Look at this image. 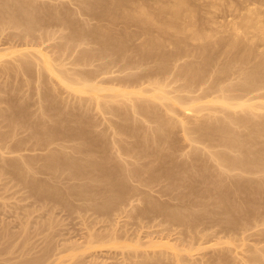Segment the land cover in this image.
Segmentation results:
<instances>
[{
    "label": "rangeland",
    "instance_id": "rangeland-1",
    "mask_svg": "<svg viewBox=\"0 0 264 264\" xmlns=\"http://www.w3.org/2000/svg\"><path fill=\"white\" fill-rule=\"evenodd\" d=\"M117 1L0 0V11L2 10V14L0 12V134L8 133L11 129V133L9 132L11 137L9 133L8 137L6 133L0 135V138L6 137L0 140V145L1 142L5 144L7 140L8 145L12 143L10 148L15 149L10 151L11 149L3 145L1 146L4 149L0 148V264H257L262 262L261 254L263 255L264 250L259 247L264 249V187L260 181L264 179V171L259 175L257 170L264 167V162L251 164L246 171L228 169L230 160L237 157L238 153L226 148L221 142L218 130L220 122L217 119L225 117L228 112L247 119L244 123L245 127L233 126L232 129L233 132L243 133L242 141L253 144L251 145L255 153L250 154L248 160L254 161L260 155L264 158V130L259 134L254 132L260 124L264 125V111L241 112L238 109L229 111L218 104H211L210 100L221 92L227 97H231V94L233 97L239 95L242 89L239 83L242 73L254 66L253 63H258L259 58L256 59L255 55L264 50V43L261 42V35L264 36L262 34L264 4H261L264 1L256 0L254 3L252 0H218L217 7L213 5L216 0H209L214 1L209 3V6L214 7L212 8L208 6V0L207 3L204 0H195V2L189 0L195 5L190 4L187 8L193 13L195 10L198 14L195 13L192 18L198 16L200 24L202 23L204 27L198 24V18L196 19L198 23L195 24L196 20L192 19L193 23H191L198 24L197 26L203 27V30L206 29L203 31L205 35L200 31L202 29H197L199 34L202 32L203 38L208 37L212 32V35H215L212 37L214 39L204 38L206 43L201 39H197L198 43L195 40L191 41L195 39L192 36L197 34L194 28L199 27L187 25L186 22L184 26V21H179L180 24L177 22L178 26L184 27L185 32H178L181 33L179 35L177 33L182 40L175 35V30H173L174 34L172 28H164L162 23L170 19V14L165 10L172 0L168 2L147 0L150 5L138 6L133 3L135 5L128 4L124 7L115 5ZM246 1L252 4H246ZM258 1L261 2L260 5L257 4ZM155 2L158 5H155ZM166 2L170 3L166 5ZM139 7H143L151 17L153 16L154 23H148L151 27L142 25L147 23L131 20L132 13L133 16L136 15ZM135 8L136 11L133 10ZM207 9L211 13L207 11L209 14L205 13L204 10ZM247 11L253 15L249 17ZM24 16L31 17L33 30L25 27L28 18L25 20ZM10 18H13L12 21ZM15 19L16 22H13ZM256 20L258 23L255 22ZM262 25L263 30H261ZM234 26L237 31L234 28L231 30ZM161 28L164 29L160 30ZM191 29L196 33L191 32ZM160 31H164V34ZM233 32H236L235 35ZM189 34H192V38ZM233 35H239V38L236 36L235 41L239 40L240 43L237 44L232 40ZM183 37H186L185 40ZM153 40L161 42L160 45H155ZM146 41L150 42L149 47ZM229 41L230 43L232 41V45ZM180 43L183 44L178 47ZM207 43L216 47L212 48L210 45L208 47ZM247 45L251 47L249 50L258 51L253 53L255 57L247 54ZM144 47H148V50L144 51ZM22 50L26 51L22 52ZM215 51L222 56L218 55V52L215 55ZM24 52L31 55L28 54V57L24 58V55L27 56ZM32 53L37 54L38 57L41 54L42 62ZM261 53H259L260 58ZM205 58H208L207 63H204ZM234 58L238 60L235 59L233 62ZM43 61H47V66ZM239 61H242V64ZM244 61L248 64L247 67ZM103 63H106L105 66ZM41 64H44L46 69L48 67V71ZM108 67L109 70L106 69ZM196 68L201 69V72H198V80L192 79L190 74L192 69ZM207 73L211 75L208 78ZM201 74L204 78H201ZM58 76L60 78L66 76L67 82L76 83L77 85L72 88L75 91H71V88L62 83ZM70 76L73 79L68 81ZM140 77L143 83L142 80L139 82ZM201 79H205V83ZM154 80L165 84L164 86L162 84L163 91L170 100L165 101L166 103L149 101L155 112L150 113V116H143L135 107L131 108V105L136 106L137 102L142 100L139 90L142 89L144 93L150 91L149 87L152 88ZM86 81L92 82L88 83L89 85L95 83L97 90L86 88ZM122 82L126 83L123 85ZM81 83L86 85L82 90L84 92L80 94L77 88L84 86ZM121 90L126 91L124 92L126 99L122 93L121 96L118 95ZM201 91L202 94L199 93ZM260 92L263 93L264 90L259 93L254 92L252 95ZM204 95H207L206 98ZM173 98L179 99L183 104ZM131 101L135 103L129 105ZM263 101L264 99L258 97L249 100L248 103L256 105ZM185 108L189 113L184 112ZM11 117L15 123L9 120L7 124ZM174 121L177 123V125L175 123L176 127L171 125ZM160 124H164L168 130L164 131V135L162 131H157ZM50 134L56 135L57 137H54L57 139ZM161 135L163 138L160 137ZM61 136H64V139ZM16 142L19 144L21 142L22 146ZM14 144L18 149L13 147ZM79 144L83 147L81 148ZM63 154L70 157L72 164L69 162V165H64L65 167L58 166ZM219 155H223L225 159L222 163L216 159ZM55 158H58V161ZM54 161L57 163V168L61 167L63 172L60 169H58L60 172L55 170L57 168L48 170L46 165ZM89 166L91 169L88 168ZM25 167H29L28 170ZM97 171L103 177H100ZM106 173L110 176L107 177ZM32 186L36 188L32 189ZM255 189L257 190L254 191ZM54 191L55 194L52 195ZM43 194L48 197L44 198ZM89 195L91 196L88 197ZM219 197L225 202H221ZM111 199L114 202H110ZM224 209L234 212L236 223L228 222L229 215L223 213ZM179 218L183 220H177L179 223H176V219ZM262 257L264 259V256ZM262 263L264 264V261Z\"/></svg>",
    "mask_w": 264,
    "mask_h": 264
},
{
    "label": "bare ground",
    "instance_id": "bare-ground-1",
    "mask_svg": "<svg viewBox=\"0 0 264 264\" xmlns=\"http://www.w3.org/2000/svg\"><path fill=\"white\" fill-rule=\"evenodd\" d=\"M26 1H28V0H26ZM117 1V0H116ZM154 1V0H153ZM156 1V0H155ZM162 1V0H161ZM160 1V2H161ZM193 1V0H192ZM205 1V3H207L206 2V0H204ZM204 1H203V3H204ZM211 1V0H210ZM209 0H208V6H209V3H213V2H210ZM218 0H216V2H215V4H213L214 6L216 5V3H217V5H219V1L217 2ZM221 1V0H220ZM244 1V0H243ZM248 1H251V0H248ZM254 1V3H256V0H252V2ZM264 0H262L261 2H263ZM83 2V1H82ZM85 2V1H84ZM113 2V1H112ZM164 2V1H163ZM162 2V3H163ZM167 2H168V0H167ZM167 2H166V5H168L167 4ZM193 2H195V0L193 1ZM192 2V4H191V2L189 1V0H172L171 1V3L169 4L170 6L168 7V9L167 10H165V11H167L169 14H170V19L169 20H166V22L164 21V23H162V25H164V28H172V31L173 30H175L176 31V34H175V32H174V34L177 36V37H179L178 35L179 34H181V33H178V32H185L183 29H184V27H180V26H178V24H177V22L180 24V22L179 21H181V22H183V23H187V25L188 24H191V25H195L196 23H198L200 26H203L204 27V25L201 23L200 24V22L201 21H199V18H198V14L196 13V11L194 10V12L197 14L196 16H197V18H198V22H197V18H192V17H194V16H192V15H194L195 13H193V11L192 10H190V8H187V6L189 5V7H190V4L191 5H195V3H193ZM242 2V1H241ZM241 2H239L240 4H241ZM261 2H257V4H259V3H261ZM21 3H22V1H21ZM20 3V4H21ZM25 3V2H24ZM29 3V2H28ZM27 3V4H28ZM133 3H135L136 5H138V6H140V5H150V4H148L147 3V0H118L117 2H115V5H123V7H124V5H135V4H133ZM204 3V4H205ZM229 3V2H228ZM231 4H232V2H230ZM234 3V2H233ZM247 3H251V2H247L246 1V4ZM5 4H7V3H5ZM19 4V5H20ZM160 5H161V3H159ZM237 4H238V2H237ZM237 4H234V5H237ZM242 4H244V5H246L245 3H242ZM252 4V3H251ZM257 4H255V5H257ZM264 4V2L261 4V5H263ZM1 5H3V4H1ZM11 5V4H10ZM93 5V4H92ZM98 5V4H97ZM155 5H158V3H156L155 2ZM199 5H202V4H199ZM216 5V6H217ZM230 5V4H229ZM233 5V4H232ZM239 5V4H238ZM260 5V4H259ZM7 6V5H6ZM16 6V5H15ZM206 6H207V4H206ZM208 6H207V8H208ZM1 7V6H0ZM94 7V6H93ZM115 7V6H114ZM194 7H196V6H194ZM209 7H212V8H214L212 5H210ZM218 7V6H217ZM248 7V6H247ZM7 8V7H6ZM11 8V7H10ZM105 8H107V7H105ZM118 8V7H117ZM121 8V7H120ZM141 8V9H140ZM1 9H3V8H1ZM109 9V8H108ZM123 9V8H122ZM193 9V8H192ZM206 9V8H205ZM217 8L215 7V9L214 10H216ZM14 10V9H13ZM13 10H10V11H13ZM16 10H17V8H16ZM25 10V9H24ZM27 10H28V8H27ZM30 10V9H29ZM104 10H106V9H104ZM125 10V9H124ZM133 10H135L136 11V8L135 9H133ZM149 10V9H148ZM210 10H211V8H210ZM210 10H204V12L205 13H207V12H209ZM31 11H32V9H31ZM30 11V12H31ZM34 11V10H33ZM107 11V10H106ZM109 11V10H108ZM116 11H118L117 9H116ZM150 11V10H149ZM158 11V10H157ZM165 11H161L162 13H164ZM203 11V10H202ZM207 11V12H206ZM249 11V10H248ZM247 11V12H248ZM250 11H254V10H250ZM1 12V14H2V10L0 11ZM5 12H6V10H5ZM20 12V11H19ZM112 12V11H111ZM137 14L136 15H134L133 16V13H132V17L131 18H133V19H131V20H133V22H135V21H138V22H142V23H147V24H142V25H148V23L149 24H152V23H154L153 21V16L151 17V14L147 11V10H145L143 7H139V9H137ZM160 12V11H159ZM160 12V13H161ZM203 12V13H204ZM10 13V12H9ZM12 13V12H11ZM24 13V12H23ZM115 13V12H114ZM113 13V14H114ZM118 13H121V12H119L118 11ZM166 13V12H165ZM167 13V14H168ZM198 13H199V11H198ZM204 13V14H205ZM209 13H211V12H209ZM209 13H207V14H209ZM15 14V13H14ZM18 14V13H17ZM25 14H29V13H25ZM107 14H109V13H107ZM124 14V13H123ZM158 14V13H157ZM200 14V13H199ZM203 14V15H204ZM248 14H249V12H248ZM4 15V14H3ZM2 15V16H3ZM9 15V14H8ZM11 15V14H10ZM9 15V16H10ZM30 15V14H29ZM56 15V14H55ZM111 15V14H110ZM115 15H116V13H115ZM130 15V14H129ZM128 15V16H129ZM159 15H161V14H159ZM158 15V16H159ZM206 15V14H205ZM252 15H253V13H252ZM252 15H250L249 14V17H251ZM35 16V15H34ZM58 16V15H57ZM114 16V15H113ZM166 16V15H165ZM195 16V17H196ZM6 17V16H5ZM13 17V16H12ZM20 17V16H19ZM25 17V16H24ZM23 17V19H27L28 18V20H26V23H25V27L26 28H28V30H30L29 28H31L33 25H31L32 23H31V21H30V18L29 17H25L24 18ZM59 17V16H58ZM57 17V18H58ZM122 17H123V15H122ZM130 17V16H129ZM160 17V16H159ZM159 17H157L156 16V18H158L159 19ZM200 17H202L201 15H200ZM40 18V17H39ZM38 18V19H39ZM163 18V17H162ZM167 18V17H166ZM204 18H205V16H204ZM248 18V17H247ZM13 19V18H12ZM12 19L10 18V20L12 21ZM33 19V18H32ZM37 19V18H36ZM64 19V18H63ZM134 19H135V21H134ZM158 19H156L157 21H158ZM191 19L194 21V20H196V21H194L195 22V24H192L193 22L191 21ZM202 19V18H201ZM200 19V20H201ZM252 19V18H251ZM8 20V19H7ZM160 20V19H159ZM163 20V19H162ZM247 21H248V19H246ZM253 20V19H252ZM24 21V20H23ZM53 21H55L56 22V20H53ZM207 21H210L211 22V20H207ZM246 21V23L247 24H249V22H247ZM251 21V20H250ZM13 22H16V19H15V21H13ZM39 22H40V20H39ZM45 22V21H44ZM47 22V21H46ZM62 22V21H61ZM132 22V23H133ZM156 22V21H155ZM192 22V23H191ZM204 22V21H203ZM210 22H208V23H210ZM256 23H258L257 22V20L255 21ZM7 23H8V21H7ZM19 23V22H18ZM17 23V24H18ZM159 23V22H158ZM186 23L184 24V26L186 25ZM208 23H207V25H208ZM212 23H214L213 21H212ZM243 23H245V22H243ZM246 23H245V26H247L246 25ZM264 22H262V24H263ZM15 24V23H14ZM20 24V23H19ZM42 24H43V22H42ZM41 24V25H42ZM139 24H141V23H138V25ZM197 24V25H198ZM211 24V23H210ZM37 25V24H36ZM35 25V26H36ZM46 25V24H45ZM48 25V24H47ZM55 25V24H54ZM60 25V24H59ZM142 25H140V26H142ZM182 25V24H181ZM197 25H195V26H197ZM256 25V24H255ZM258 25L259 24H257V28H258ZM22 26V25H21ZM150 25H148V27H149ZM190 26V25H189ZM200 26H197V27H199V28H194V27H192V28H194V30H196L197 31V34L196 35H193L192 37H195V39H191V41H197V39H201V41L202 40H206V39H204V38H208V37H210V39L212 38V37H214L215 35H212L213 34V30L211 31L212 33H210L209 34V36L207 37V36H205L204 38L202 37V35L204 34L205 35V33L203 32V31H205V30H203L202 28L203 27H201L200 28ZM244 26V27H245ZM62 27H64L63 25H62ZM151 27V26H150ZM190 27V28H191ZM210 28H211V26H209ZM262 28H261V30H263V25L261 26ZM17 28V27H16ZM19 28V27H18ZM164 28H161L160 30H162V29H164ZM205 28H206V26H205ZM236 30V28H235V26L234 27H232V29L231 30H234V29ZM256 28V27H255ZM256 28V29H257ZM189 29V28H188ZM197 29H202V30H200V31H202L203 32V34H202V32H200V34H199V31L197 30ZM213 29V28H212ZM238 29V28H237ZM259 29V28H258ZM31 30H33L32 28H31ZM38 30V29H37ZM166 30V29H165ZM164 30V31H165ZM192 30V29H191ZM194 30H192L191 32H193ZM260 30V29H259ZM24 31V30H23ZM164 31L162 32V31H160V33L162 32L163 34H164ZM189 31V30H188ZM237 31V30H236ZM182 32V33H183ZM190 32V33H191ZM209 32V31H208ZM215 32V31H214ZM177 33H178V35H177ZM194 34L196 33V32H193ZM192 33V34H193ZM216 33V32H215ZM214 33V34H215ZM234 33V32H233ZM232 33V34H233ZM236 33V32H235ZM235 33H234V35H235ZM192 34H189V36L191 37V35ZM262 34H264V33H262ZM104 35V34H103ZM203 35V36H204ZM208 35V34H207ZM232 36V38L230 37V40L232 39L233 41H235L236 40V36L238 37L239 35H236V36ZM98 36V35H97ZM109 36V35H108ZM101 37V36H100ZM104 37V36H103ZM158 37V36H157ZM176 37V39H178ZM181 37V36H180ZM179 37V38H180ZM190 37H188V38H190ZM191 37V38H192ZM261 39H262V41L261 42H263L264 43V36L263 35H261ZM69 38V37H68ZM110 38V37H109ZM113 37H111V39H112ZM115 38V37H114ZM151 38V37H150ZM161 38V37H160ZM184 38V37H183ZM186 38V37H185ZM185 38H184V40H185ZM216 38V37H215ZM228 38V37H227ZM239 38V37H238ZM101 39V38H100ZM105 39V38H104ZM175 39V38H174ZM212 39H214V38H212ZM259 39H260V36H259ZM72 40V39H71ZM96 40V39H95ZM117 40V39H116ZM149 40V39H148ZM180 40H182V38H180ZM209 40V39H208ZM216 40H217V38H216ZM226 40V39H225ZM69 41V40H68ZM67 41V42H68ZM97 41V40H96ZM103 41V40H102ZM109 41H110V39H109ZM152 40H150V42H151ZM158 41V40H157ZM156 40H153V43L155 44V45H157V46H159L160 44L159 43H161V42H157ZM175 41V40H174ZM218 41V40H217ZM217 41H216V43H217ZM222 41V40H221ZM122 42V41H121ZM147 42V41H146ZM150 42H147L146 44H147V46H148V43L150 44ZM176 42H177V40H176ZM179 42V41H178ZM177 42V44H179ZM186 42V41H185ZM185 42H183V43H185ZM210 42V41H209ZM211 42H214V40L212 41L211 40ZM95 43V42H94ZM183 43H180V46L178 45V47H181V44H183ZM197 43H198V41H197ZM202 44H203V42H201ZM205 43H206V41H205ZM231 43H232V41H231ZM230 43V41H229V44L230 45H232ZM235 43H240L239 42V40L236 42L235 41ZM234 43V44H235ZM114 44V43H113ZM117 44H118V42H117ZM174 44V43H173ZM201 44V45H202ZM208 44V43H207ZM219 44V43H218ZM226 44V43H225ZM228 44V45H229ZM106 45V44H105ZM145 44H143V46H144ZM153 44H151V47H153L152 46ZM176 45V44H175ZM186 45V44H185ZM209 45L213 48V46H215V45H213L212 46V44L211 43H209L208 44V47H209ZM220 45V44H219ZM228 45H226V46H228ZM229 45V46H230ZM263 45V44H262ZM116 46V45H115ZM150 46V45H149ZM148 46V47H149ZM156 46V47H157ZM177 46V45H176ZM191 46H193V43L191 44ZM198 47L200 46V45H197ZM207 46V45H206ZM205 46V47H206ZM247 46H248V49H247ZM246 46V51H247V54L249 53V54H252L253 56H254V54H255V52H258V51H255L254 49L252 50V51H254V52H252L251 50H249V49H251V44H250V46L249 45H247ZM255 46V45H254ZM99 47V46H98ZM145 47H146V45H145ZM144 47V51H145V49H147L148 50V47L147 48H145ZM177 47V48H178ZM201 47V46H200ZM216 47V46H215ZM263 47H264V45H263ZM106 48H108V46L106 47ZM106 48H105V50H106ZM125 48V47H124ZM176 48V49H177ZM193 48V47H192ZM218 48V47H217ZM220 48V47H219ZM252 48H254V47H252ZM100 49V48H99ZM102 49V48H101ZM110 48H108V50H109ZM191 49V48H190ZM197 49V48H196ZM199 49H201V48H199ZM202 49H204L203 51H202V53L204 54L205 53V48H204V45H203V47H202ZM216 49V48H215ZM215 49H213V51L215 50ZM225 49V48H224ZM223 49V50H224ZM243 49V48H242ZM264 49V48H263ZM103 50H104V47H103ZM126 50V49H125ZM146 50V51H147ZM178 50H180V48L178 49ZM182 50H183V48H182ZM198 50V49H197ZM208 50H210V48L208 49ZM218 50V49H217ZM248 50H249V52H248ZM21 51V50H20ZM19 51V53H21L22 54V52L23 51H26V50H22V52H20ZM100 51H102V50H100ZM143 51V50H142ZM158 51V50H157ZM220 51V50H219ZM243 51H245L244 49H243ZM252 53H251V52ZM262 51H264V50H261L260 52H258V53H256V59L257 58H259V61H258V63L257 62H255V60H254V62L255 63H253L254 64V66H252V67H250V69L248 68V70H246L244 73H242V75H241V81L239 82L240 83V85L242 86V89H241V92H240V94L239 95H237V96H232V94L230 95L231 97H227L226 95H224L222 92H221V94L220 95H218V96H214L215 98H213L212 100H210V103L211 104H218V105H220V106H222V107H224V108H227V109H229V111H232V110H234V109H238V110H240L241 112L243 111V112H245V111H251V110H263L264 111V101L263 102H260L259 104H250V103H248V101L249 100H252V99H254V98H261V99H264V92L263 93H261L260 92V94H258L259 93V91H262V90H264V56H263V53H261ZM38 52V51H37ZM102 52H104V51H102ZM114 52V51H113ZM154 52V51H153ZM186 52V51H185ZM190 52V51H189ZM193 52H194V49H193ZM193 52H191V53H193ZM210 52V51H209ZM216 52H218V51H215V55H216ZM224 52V51H223ZM24 53H27V52H24ZM118 53H119V51H118ZM123 53V52H122ZM175 53H177V52H175ZM184 53V52H183ZM190 53V54H191ZM225 53V52H224ZM246 53V52H245ZM254 53V54H253ZM259 53H261L262 54V57L260 58V56L261 55H259ZM20 54V55H21ZM28 54L29 53H27V56L26 55H24V58L25 57H28ZM32 54H34V53H32ZM88 54V53H87ZM86 54V55H87ZM95 54V53H94ZM144 54H146V52L145 53H143V56H144V58H145V55ZM188 54V53H187ZM189 54V55H190ZM194 54H195V52H194ZM259 56H258V55ZM31 54H29V56H30ZM35 55V57L37 56V54H34ZM41 55V54H40ZM39 55V57L37 56V58H39V59H41L42 57ZM93 55V54H92ZM92 55H91V57H92ZM103 55V54H102ZM153 55H155V54H153ZM179 55H180V53H179ZM179 55H177V56H179ZM186 55V54H185ZM210 55V54H209ZM218 55H220L219 54V52H218ZM217 55V56H218ZM106 56V55H105ZM142 56V55H141ZM174 56V55H173ZM204 56V55H203ZM208 56V55H207ZM220 56H222V55H220ZM254 56V57H255ZM23 57V56H22ZM32 57V56H31ZM34 57V56H33ZM82 57V56H81ZM84 57H85V55H84ZM88 57V56H87ZM95 57V56H94ZM96 57H98V56H96ZM146 57H147V55H146ZM176 57V56H175ZM252 57V56H251ZM35 59V58H33V60H38V59ZM101 58H102V56H101ZM150 58V57H149ZM160 58V57H159ZM91 59V58H90ZM98 59V58H97ZM123 59V58H122ZM147 59V58H146ZM235 59L236 60H238L237 58H234V60H233V62H235ZM261 59V60H260ZM82 60V59H81ZM120 60H121V58H120ZM144 60V59H143ZM203 60V59H202ZM211 60V59H210ZM244 60V59H243ZM41 62H42V59L40 60ZM47 61H48V59H47ZM47 61H43V62H46V66H47ZM80 61V59H78V62ZM162 61V60H161ZM228 61V60H227ZM227 61L225 62V63H227ZM229 61H231V60H229ZM228 61V62H229ZM83 62V61H82ZM128 62V61H127ZM130 62V61H129ZM158 62V61H157ZM208 62V58H205L204 59V63H207ZM240 62V61H239ZM238 62V63H239ZM242 62V61H241ZM240 62V63H241ZM245 62V64H246V61H244ZM29 63V62H28ZM35 63H36V61H35ZM37 63H39V62H37ZM74 63V62H73ZM83 63H85V62H83ZM87 63V62H86ZM131 63V62H130ZM162 63V62H161ZM161 63H159V64H161ZM201 63H202V61H201ZM224 63V62H223ZM257 63V64H256ZM22 64V63H21ZM45 64V63H44ZM44 64H41V66H43ZM75 64V63H74ZM73 64V65H74ZM104 64H106V63H103V65ZM109 64V63H108ZM158 64V63H157ZM242 64V63H241ZM256 64V65H255ZM19 65V64H18ZM34 65V64H33ZM49 65V64H48ZM53 65V64H52ZM51 64H50V66H52ZM85 65V64H84ZM126 65H128V64H126ZM130 65V64H129ZM231 65V64H230ZM233 65V64H232ZM231 65V66H232ZM247 65L248 64H246V67H247ZM36 66V65H35ZM34 66V67H35ZM39 66H40V64H39ZM49 66V67H50ZM76 66V65H75ZM105 66V65H104ZM103 66V67H104ZM108 66V65H107ZM106 66V67H107ZM110 66V65H109ZM160 66V65H159ZM229 66V65H228ZM227 66V67H228ZM244 66V65H243ZM21 67H23V66H21ZM38 67V66H37ZM44 67V66H43ZM122 67V66H121ZM125 67V66H124ZM126 67H128V66H126ZM224 67V66H223ZM227 67H226V69H227ZM245 67V68H246ZM45 69H46V67H44ZM50 68H52V67H50ZM49 68V69H50ZM60 68H62V67H60ZM120 68V67H119ZM198 68V67H197ZM192 69V72L190 73V74H192L191 75V78L193 79H197L198 80V72L201 70V69ZM235 68V67H234ZM243 68V67H242ZM23 69V68H22ZM21 69V70H22ZM24 69H25V67H24ZM43 69V68H42ZM63 69V68H62ZM106 69H108L109 70V67L108 68H106ZM105 69V70H106ZM187 69V68H186ZM224 70H225V68H223ZM247 69V68H246ZM17 70H18V68H17ZM47 71H48V67H47V69H46ZM45 70V71H46ZM65 70V69H64ZM74 70H75V68H74ZM220 70V69H219ZM240 70V69H239ZM24 71V70H23ZM46 71V72H47ZM101 71H103V70H101ZM188 71V70H187ZM187 71H186V73H187ZM204 71H206V70H204ZM203 71V72H204ZM221 71V70H220ZM19 72V71H18ZM25 73H27L26 72V70L24 71ZM29 72V71H28ZM53 72V71H52ZM64 72V71H63ZM104 72V71H103ZM102 72V73H103ZM201 72V71H200ZM202 72V73H203ZM225 72H226V70H225ZM48 73V72H47ZM98 73H100V72H98ZM106 73H109V72H106ZM110 73H111V71H110ZM189 73V72H188ZM211 73H213V72H211ZM54 74V73H53ZM64 74H65V72H64ZM63 74V75H64ZM82 74V73H81ZM80 74V75H81ZM91 74V73H90ZM153 74V73H152ZM210 74V73H209ZM209 74L207 73V78L208 77H210L209 76ZM240 74V73H239ZM58 75V74H57ZM59 75H60V73H59ZM62 75V74H61ZM76 75V74H75ZM97 75V74H96ZM141 75V74H140ZM139 75V76H140ZM189 75V74H188ZM203 74H201V78L203 77L202 76ZM236 75H237V73H236ZM137 76V75H136ZM146 76V75H145ZM176 76V75H175ZM190 76V75H189ZM59 78L58 79H60L61 80V82L62 83H64L71 91H75V90H72V88H73V86H76L77 84L76 83H74V82H72V81H70V82H67L66 80H65V77L66 76H64V78H60V76H58ZM68 77V76H67ZM77 77V76H76ZM88 77V76H87ZM90 77V76H89ZM142 77H143V75H142ZM148 77V76H147ZM206 77V76H205ZM39 78H41V77H39ZM132 78V77H131ZM135 78V77H134ZM185 78H186V76H185ZM204 78V77H203ZM231 78V77H230ZM43 79V78H42ZM67 79V78H66ZM70 79H73V78H71V76H70V78H68V81L70 80ZM136 79V78H135ZM199 79H200V77H199ZM238 79H239V77H238ZM79 80H80V78H79ZM85 80V78L83 79V81ZM113 80V79H112ZM117 80H119V79H117ZM124 80V79H123ZM138 80H140L139 82H141V80H142V78L140 77V79L138 78ZM202 80V79H201ZM205 80V79H204ZM204 80H202L204 83H205V81ZM207 80V79H206ZM209 80H210V78H209ZM229 80V79H228ZM75 81V80H74ZM78 81V80H77ZM76 81V82H77ZM114 81V80H113ZM120 81V80H119ZM118 81V82H119ZM122 81V80H121ZM120 81V82H121ZM168 81H170V80H168ZM200 81V80H199ZM208 81V80H207ZM220 81V80H219ZM81 82V81H80ZM117 82V81H116ZM144 81L142 80V82L141 83H143ZM159 82V81H158ZM157 81H155L154 80V83L152 84V88L151 87H149L151 90L150 91H145V93L143 92V90L141 89L142 88V86H140L139 88L141 89V91L139 90V93L142 95V100H137L138 102H137V104H136V106H132L131 104H132V102L133 101H131V103H129V105H131V108L132 107H135L136 108V110H137V112L138 113H141L143 116L144 115H148V116H150V113H154L155 112V108H151V105L149 104L150 102L149 101H151V100H157V101H159V102H165V101H167V100H170L168 97H167V94H165V92L163 91V86L165 85V84H163V86H162V84L161 83H158ZM172 82V81H171ZM193 82V81H192ZM191 82V83H192ZM209 82V81H208ZM86 83H87V85H86ZM86 83H85V85H86V88L87 87H90V89L92 90V91H96L97 90V88H96V86L97 85H95V83L92 85H89L88 83H92V82H87L86 81ZM124 82H122L121 84H123ZM126 83V82H125ZM124 83V84H125ZM130 83V82H129ZM129 83H128V86H129ZM200 83V82H199ZM204 83H202V84H204ZM222 83V82H221ZM63 84V85H64ZM120 84V85H121ZM123 84V85H124ZM139 84V83H138ZM198 84V83H197ZM201 84V83H200ZM218 85H219V83H217ZM238 84V83H237ZM64 85V86H65ZM81 85H84L83 83H81ZM85 85L83 86V87H80V88H77V90L80 92V94H81V92H82V90H84L83 88L85 87ZM131 86H132V84H130ZM216 85V84H215ZM126 86V85H125ZM137 86V85H136ZM151 86V85H150ZM193 86V85H192ZM196 86V85H195ZM224 86V85H223ZM134 87V86H133ZM190 87V86H189ZM199 87V86H198ZM201 88V87H200ZM223 89V88H222ZM231 89V88H230ZM69 90V91H70ZM91 90H88V92L89 91H91ZM112 90V89H111ZM145 90V89H144ZM185 90V89H184ZM184 90H182V91H184ZM203 90V89H202ZM234 90V89H233ZM77 91V92H78ZM86 91V90H85ZM91 91V92H92ZM137 91H138V89H137ZM221 91V90H220ZM225 91V90H224ZM84 92V91H83ZM82 92V93H83ZM124 92H126V91H124ZM124 92H123V90H121V92H119L118 93V95L119 96H121L120 94L122 93L123 94V97L125 98V96H124ZM129 92H131V91H129ZM133 92V91H132ZM167 92V91H166ZM189 93H190V91H188ZM193 92V91H192ZM206 92H208L207 90H206ZM254 92H258L257 94H253L252 95V93H254ZM135 93V92H134ZM139 93H135V94H138L139 95ZM199 93H203L202 91L201 92H199ZM198 93V94H199ZM211 93V91H209V93L208 94H210ZM220 93V92H219ZM205 94H207V93H205ZM207 94V95H208ZM116 96H117V93L115 94ZM140 95V96H141ZM190 95V94H189ZM195 95V94H194ZM200 95V94H199ZM206 95V96H207ZM135 96H137V95H135ZM139 96V97H140ZM205 96V95H204ZM206 96L204 97V98H206ZM138 97V96H137ZM136 97V98H137ZM186 97V96H185ZM199 97V96H198ZM112 98V97H111ZM141 98H139V99H141ZM195 98V97H194ZM208 98V97H207ZM113 99H114V97H113ZM126 99V98H125ZM138 99V98H137ZM175 101H178V102H180V103H182L183 104V102H181L179 99H176V98H173ZM198 99V98H197ZM201 99H203V98H201ZM136 100V99H135ZM191 100V99H190ZM255 100H257V99H255ZM258 100H260V99H258ZM110 101V100H109ZM108 101V102H109ZM113 101V100H112ZM172 101V100H171ZM124 102H125V100H124ZM128 102H129V100H128ZM163 102V103H164ZM252 102V101H251ZM101 103V102H100ZM133 103H135V102H133ZM166 103V102H165ZM196 103V102H195ZM151 104H152V102H151ZM169 104V103H168ZM194 104V103H193ZM9 105V104H8ZM16 105V104H15ZM101 105V104H100ZM99 105V106H100ZM135 105V104H134ZM161 105V104H160ZM196 105V104H195ZM14 106V105H13ZM19 106V105H18ZM123 106V105H122ZM121 106V107H122ZM153 106V105H152ZM166 106V105H165ZM189 106H190V104H189ZM191 106H193L192 105V103H191ZM10 107V106H9ZM12 107V106H11ZM16 107V106H15ZM43 107V106H42ZM103 107V106H102ZM124 107V106H123ZM130 107V106H129ZM154 107V106H153ZM156 107V106H155ZM182 107H183V105H182ZM181 107V108H182ZM14 108V107H13ZM44 108V107H43ZM9 110H10V108H8ZM7 109V110H8ZM170 109V108H169ZM12 110V109H11ZM17 110L18 109H16V112H17ZM122 110V109H121ZM133 110H134V108H133ZM156 110H157V108H156ZM171 110V109H170ZM185 110V111H184ZM183 111L185 112V113H187L188 112V110L186 111V108L184 109ZM3 111V110H2ZM168 111V110H167ZM20 112V111H19ZM22 112V111H21ZM5 113V112H4ZM134 113V112H133ZM135 113H136V111H135ZM189 113V112H188ZM16 115H17V113H16ZM137 115V114H136ZM158 115H159V113H158ZM21 116V115H20ZM124 116V115H123ZM155 116V115H154ZM161 116V115H160ZM8 117V116H7ZM126 117V116H125ZM142 117V116H141ZM21 118H22V116H21ZM129 118V117H128ZM145 118V117H144ZM156 118V117H155ZM154 118V119H155ZM1 119V118H0ZM16 119H18V118H16ZM40 119V118H39ZM124 119V118H123ZM153 119V118H152ZM169 119V118H168ZM9 120H14V119H12V117H11V119H8V123L7 124H9ZM170 120V119H169ZM218 120V122H220V126H218V130H219V132H220V138H221V142H223V145L226 147V148H228V149H230V150H232V151H236L237 153H238V156L237 157H234V158H232L231 160H230V162H229V165L227 166V168L228 169H242V170H244V171H246V170H248L247 169V167H249L251 164H256V163H259V164H263V160H264V158L260 155V156H258V157H256V159L254 160V161H249L248 160V156L250 155V154H252V153H255V151L253 150V144L252 143H250V144H248L247 143V141H242L241 140V137H243V133H241V132H233V129H232V127L234 126H237V127H245L244 125V123L247 121V119L245 118V117H237V116H235V115H233V114H231V113H226L225 114V117H223V118H221V119H217ZM5 121V120H4ZM4 121H2V123H4ZM57 121V120H56ZM65 121V120H64ZM171 121H172V119H171ZM15 123V121H12V123ZM26 122V121H25ZM60 122V121H59ZM126 122V121H125ZM160 122V121H159ZM17 123H18V121H17ZM24 123V122H23ZM27 123V122H26ZM172 123V122H171ZM171 123H169V124H171ZM174 123V124H173ZM171 125H175V121L173 122ZM1 124V123H0ZM55 124H57L56 122H55ZM59 124V123H58ZM157 124H158V122H157ZM182 124V123H181ZM36 125L37 126H39L37 123H36ZM48 125V124H47ZM51 125V124H50ZM53 125V124H52ZM125 125V124H124ZM126 125H128V124H126ZM139 125V124H138ZM161 125V124H160ZM176 125H177V123H176ZM176 125H175V127H176ZM242 125V126H241ZM2 126V125H1ZM3 126H5L6 127V125H3ZM11 126V125H10ZM34 126H35V124H34ZM33 126V127H34ZM57 126V125H56ZM59 126V125H58ZM62 126V125H61ZM65 126V125H64ZM71 126V125H70ZM120 126V125H119ZM133 126H135V125H133ZM132 126V127H133ZM156 126V125H155ZM9 127V126H8ZM14 127V126H13ZM32 127V126H31ZM42 126H40V128H41ZM75 127V126H74ZM81 127V126H80ZM136 127V126H135ZM174 127V126H173ZM183 127V126H182ZM185 127V126H184ZM25 128V127H24ZM23 128V129H24ZM45 128V127H44ZM65 128V127H64ZM67 128V127H66ZM131 128V127H130ZM134 128V127H133ZM156 128V127H155ZM26 129V128H25ZM24 129V130H25ZM30 129V128H29ZM39 129V128H38ZM53 129V128H52ZM56 129H58V127L56 128ZM63 129V128H62ZM68 129V128H67ZM72 129V128H71ZM78 129V128H77ZM154 129V128H153ZM157 129V128H156ZM200 129V128H199ZM9 130V129H8ZM11 130V129H10ZM10 130L8 131V133L10 132ZM13 130V129H12ZM47 130V129H46ZM51 130V129H50ZM75 130V129H74ZM83 130V129H82ZM117 130V129H116ZM150 130V129H149ZM185 130V132H186V128L184 129ZM203 130V129H202ZM201 130V131H202ZM264 130V125H261L260 124V126H258L255 130H254V132L257 134H259V133H261L262 131ZM32 131V130H31ZM37 131V130H36ZM44 131V130H43ZM48 131V130H47ZM46 131V132H47ZM53 131V130H52ZM60 131H61V129H60ZM59 131V132H60ZM85 131V130H84ZM152 131V130H151ZM154 131H155V129H154ZM153 131V132H154ZM157 131L159 132V131H162L161 133L164 135V133L166 132V131H168L167 130V128H166V126L164 125V124H162L161 126H159L158 127V129H157ZM165 131V132H164ZM197 131V130H196ZM14 132H15V129H14ZM17 132V131H16ZM63 132V131H62ZM68 132H69V129H68ZM148 132V131H147ZM157 132V133H158ZM184 132V133H185ZM198 132V131H197ZM6 133V132H5ZM5 133H2V134H0V135H3V134H5ZM6 133V137H8L9 136V134L11 133ZM43 133V132H42ZM49 133H50V131H49ZM55 133H57V132H55ZM85 133V132H84ZM148 133H150V132H148ZM155 133V132H154ZM156 133V134H157ZM199 133H200V130H199ZM251 133H252V131H251ZM7 134H8V136H7ZM71 134H73V133H71ZM131 134V133H130ZM187 134V133H186ZM12 135H13V133H12ZM50 135H53V134H50ZM60 135V134H59ZM63 135V134H62ZM74 135V134H73ZM76 135V134H75ZM163 135H161L160 137L161 138H163L162 136ZM202 135V134H201ZM213 135V134H212ZM14 136V135H13ZM54 136H56V135H53V138L54 139H57V138H55ZM66 136V135H65ZM84 136V135H83ZM168 136V135H167ZM204 136H205V134H204ZM3 137H5V136H3ZM2 137V138H3ZM5 137V138H6ZM10 137H11V134H10ZM47 137H48V135H47ZM51 137V136H50ZM57 137V136H56ZM59 137V136H58ZM62 138L64 137V136H61ZM74 137V136H73ZM81 137V136H80ZM165 137V136H164ZM2 138H0V140L2 139ZM68 138H69V136H68ZM145 138V137H144ZM38 139V138H37ZM41 139H43V138H41ZM64 139V138H63ZM63 139H61V140H63ZM67 139V138H66ZM87 139H88V137H87ZM86 139V140H87ZM45 140H47V139H45ZM44 140V141H45ZM76 140V139H75ZM93 140V139H92ZM91 140V142L93 143V141ZM115 140V139H114ZM250 140H252V138L250 139ZM8 141H10V142H12L11 140H8ZM39 141H41L40 139H39ZM73 141V140H72ZM3 142H5V141H3ZM38 142V141H37ZM51 142V141H50ZM50 142H48L49 143V145H50ZM84 142H85V140H84ZM14 143V142H13ZM16 143H18V145L19 146H22V144H21V142H20V144H19V142H16ZM27 143V142H26ZM114 143V142H113ZM7 144V140H6V143L4 144H2V142H1V145H3L4 147L6 146L7 147V149L9 148V149H11L10 147H11V145H12V143H11V145H6ZM23 144H25L24 142H23ZM32 144V143H31ZM36 144V143H35ZM34 144V145H35ZM97 144H98V142H97ZM252 144V145H251ZM0 145V146H1ZM17 145V144H16ZM38 145V144H37ZM41 145H42V143H41ZM73 145H75V144H73ZM80 145V144H79ZM89 145V144H88ZM96 144H94V146H95ZM48 146V145H47ZM78 146V145H77ZM77 146H75V147H77ZM82 145H80V147H81ZM91 146V145H90ZM94 146H92L93 148H95ZM119 146V145H118ZM5 147V148H6ZM13 147H15V144L13 145ZM12 147V148H13ZM17 147V146H16ZM15 147V148H16ZM31 147V146H30ZM32 147H33V145H32ZM44 147V146H43ZM83 147V146H82ZM81 147V148H82ZM1 149H4L2 146L0 147ZM20 148V147H19ZM71 148V147H70ZM73 148H74V146H73ZM79 148V147H78ZM118 148V147H117ZM16 149H18V147L16 148ZM76 149V148H75ZM92 149V148H91ZM97 149V148H96ZM158 149H160V148H158ZM13 150H15V149H11L10 151H13ZM73 150L74 149H72L71 151L73 152ZM78 150V149H77ZM157 150V149H156ZM161 150V149H160ZM1 151V150H0ZM3 151V150H2ZM10 151H9V153H10ZM85 151V150H84ZM90 151V150H89ZM88 151V153L90 154V152ZM93 151V150H92ZM94 151H95V149H94ZM98 151V150H97ZM159 151V150H158ZM61 151H59V153H60ZM74 152H76V151H74ZM82 153H84L83 151H81ZM100 152V151H99ZM98 152V153H99ZM62 153V152H61ZM78 153V152H77ZM81 153V154H82ZM87 153V154H88ZM67 154H70V153H67ZM67 154L66 155H62V157L60 158V163L58 164V166L60 165V166H64V165H69V162L72 164V162H71V160H70V157H67ZM88 154V155H89ZM102 154H104L105 155V153H102ZM85 155H86V153H85ZM84 156V155H83ZM82 156V157H83ZM85 157V156H84ZM79 158V157H78ZM87 158V157H86ZM56 159V158H55ZM58 159V158H57ZM56 159V160H57ZM72 159V158H71ZM74 159V158H73ZM216 159L219 161V163H222L223 162V160H225L224 158H223V155H219L218 157H216ZM31 160V159H30ZM25 161V160H24ZM23 161V162H24ZM58 161V160H57ZM27 162V161H26ZM28 162H29V160H28ZM28 162H27V164H28ZM47 162V161H46ZM88 162H90V160L88 161ZM108 162V161H107ZM4 164L6 163V161H4L3 162ZM10 163H11V161H10ZM13 163V162H12ZM92 163V162H91ZM16 164V163H15ZM63 164V165H62ZM90 164V163H89ZM96 164V163H95ZM116 164V163H115ZM20 165V164H19ZM77 165H78V163H77ZM80 165V164H79ZM86 165V164H85ZM117 165V164H116ZM47 167H48V170H49V168H50V170L52 171V169H55V168H57V163L54 161V163H50V164H48V165H46ZM91 166H93V164L91 165ZM31 167V166H30ZM65 167V166H64ZM22 167H20V169H21ZM26 168V167H25ZM29 168V167H28ZM28 168H26L27 170H28ZM81 168H82V166H81ZM88 168H90V166L88 167ZM99 168V167H98ZM109 168V167H108ZM137 168V167H136ZM154 168V167H153ZM262 168H264V167H260V169L259 170H257V174H261L262 175V172L264 171V170H261ZM14 169V168H13ZM31 169H33V168H31ZM46 169V168H45ZM58 169H62L61 167L59 168H57V169H55V170H58ZM91 169V168H90ZM95 169V168H94ZM107 169V168H106ZM146 169V168H145ZM149 169V168H148ZM49 170V171H50ZM54 170V171H55ZM63 170V169H62ZM61 170V171H62ZM67 170V169H66ZM65 170V171H66ZM72 170V169H71ZM116 170V169H115ZM138 170H140V169H138ZM30 171V170H29ZM28 171V172H29ZM59 171V170H58ZM58 171H56V172H58ZM79 171V170H78ZM90 171V170H89ZM88 171V172H89ZM108 171V170H107ZM110 171V170H109ZM118 171H120V169L118 170ZM255 171V170H254ZM14 172H16V170H14ZM27 172V173H28ZM46 172V171H45ZM60 172V171H59ZM63 172V171H62ZM91 172V171H90ZM97 172H99V171H97ZM97 172L95 173V174H97ZM117 172V171H116ZM129 172H131L132 173V171H129ZM128 172V175L130 174ZM139 172V171H138ZM258 172H260V173H258ZM19 173H21V172H19ZM53 173V172H52ZM65 173V172H64ZM67 173H69V172H67ZM79 173V172H78ZM110 173V172H109ZM109 173H106V176L107 177H109L110 176V174ZM112 173V172H111ZM114 173V172H113ZM117 173H119V172H117ZM122 173H124V172H122ZM133 173L134 174H136L137 172H135L134 170H133ZM132 173V174H133ZM140 173V172H139ZM255 173V172H254ZM22 174V173H21ZM49 174V173H48ZM94 174V176H96V177H98V175L100 176V177H103V176H101V173L99 172L98 173V175H95ZM109 174V175H108ZM133 174V175H134ZM256 174V175H257ZM25 175V173L23 174V176ZM75 175V174H74ZM78 175V174H77ZM84 174L82 173L81 174V176H83ZM112 175V174H111ZM115 175V174H114ZM137 176H138V174H136ZM140 175V174H139ZM32 176V175H31ZM86 176V175H85ZM91 176H92V174H91ZM141 176V175H140ZM27 177V176H26ZM55 177V176H54ZM95 177V179H97ZM135 177V176H134ZM93 178V177H92ZM99 178V177H98ZM121 178V177H120ZM258 178H259V176H258ZM24 179V178H23ZM26 179H28V178H26ZM92 180V179H91ZM99 180V179H98ZM138 180V179H137ZM142 180V179H141ZM259 180V179H258ZM257 180V181H258ZM36 181V180H35ZM34 181V182H35ZM101 181V180H100ZM36 182H38V181H36ZM126 183V182H125ZM191 183V182H190ZM235 183H238V181H235ZM256 183H258V182H255V184ZM29 184H30V182H29ZM40 184V183H39ZM260 184L264 187V179H261V181H260ZM36 185V184H35ZM192 186V185H191ZM33 187V186H32ZM120 187H121V185H120ZM238 187V186H237ZM34 188H36V187H33L32 189H34ZM46 188V187H45ZM194 188V187H193ZM31 189V190H32ZM38 189H40V188H38ZM80 190H81V188H80ZM120 190H121V188H120ZM257 189H255L254 191H256ZM83 191V190H82ZM81 191V192H82ZM58 192V191H57ZM104 192V191H103ZM217 192V191H216ZM110 193V192H109ZM254 193V192H253ZM257 193V192H256ZM52 195H54L55 194V191H54V193H51ZM57 194V193H56ZM36 195V194H35ZM58 195H60V194H58ZM58 195H56V196H58ZM112 195H113V193H112ZM36 196H39V195H36ZM42 196V195H41ZM45 196H46V194L44 195L43 194V197L45 198ZM91 195H89L88 197H90ZM108 196V195H107ZM113 196H115V195H113ZM43 197H40L41 199L43 198ZM48 197V195L46 196V198ZM53 197V196H52ZM62 197V196H61ZM87 197V198H88ZM49 198H50V196H49ZM55 198V197H54ZM108 198H111L110 196H108ZM107 198V199H108ZM52 199V198H51ZM56 199V198H55ZM54 199V200H55ZM116 199V198H115ZM189 199V198H188ZM219 199H220V201L222 202H225V200L222 198V197H219ZM253 199V198H252ZM53 200V199H52ZM58 200V199H57ZM110 200V199H109ZM114 202V200H112L111 199V201L110 202ZM117 201V200H116ZM109 202V201H108ZM121 202V201H120ZM189 202V201H188ZM202 202V201H201ZM104 203V202H103ZM117 203H119V202H117ZM114 204V203H113ZM194 204V203H193ZM199 204V203H198ZM175 208V207H174ZM178 208V207H177ZM179 208H180V206H179ZM178 208V209H179ZM182 208H183V206H182ZM201 209V208H200ZM172 210H174V209H172ZM175 210H177V209H175ZM180 210V209H179ZM264 210V209H263ZM164 211H166V210H164ZM200 211V210H199ZM210 211H212V210H210ZM224 212V214L226 213L227 215H229V223H234L235 222V217H234V212L233 211H231V210H228V209H224L223 210ZM192 212V211H191ZM198 212V211H197ZM248 212V211H247ZM262 213V212H261ZM175 214V213H174ZM194 214H196V212L194 213ZM250 215V214H249ZM200 217V216H199ZM202 217V216H201ZM196 218H197V216H196ZM199 219V218H198ZM197 219V220H198ZM208 219V218H207ZM177 220H179V221H181V220H183V219H181V218H179V219H176V223L178 222ZM175 221V220H174ZM202 221V220H201ZM179 223V222H178ZM236 223V222H235ZM219 225V224H218ZM193 227V226H192ZM259 248H262V250H264L263 249V247H259ZM256 250H257V248H256ZM259 250V252H261V250L260 249H258ZM257 250V251H258ZM262 253H263V255L261 254V260H262V262L264 261V259H263V257L262 256H264V251H262ZM259 254V253H258ZM257 258V257H256ZM260 260V261H261ZM262 262H259L260 264H263ZM226 263V262H225ZM259 263H257V264H259Z\"/></svg>",
    "mask_w": 264,
    "mask_h": 264
}]
</instances>
